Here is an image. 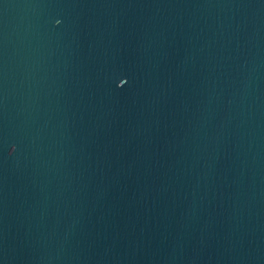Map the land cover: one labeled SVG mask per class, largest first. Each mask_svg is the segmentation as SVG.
Returning a JSON list of instances; mask_svg holds the SVG:
<instances>
[{"label":"water","instance_id":"95a60500","mask_svg":"<svg viewBox=\"0 0 264 264\" xmlns=\"http://www.w3.org/2000/svg\"><path fill=\"white\" fill-rule=\"evenodd\" d=\"M0 264H264V0H0Z\"/></svg>","mask_w":264,"mask_h":264},{"label":"snow or ice","instance_id":"6c2138e0","mask_svg":"<svg viewBox=\"0 0 264 264\" xmlns=\"http://www.w3.org/2000/svg\"><path fill=\"white\" fill-rule=\"evenodd\" d=\"M56 23H57V24H60V23H61V21L58 19V20L56 21ZM121 81H123V84H122V86L128 83V81H127V80H121Z\"/></svg>","mask_w":264,"mask_h":264},{"label":"clouds","instance_id":"9594fccd","mask_svg":"<svg viewBox=\"0 0 264 264\" xmlns=\"http://www.w3.org/2000/svg\"><path fill=\"white\" fill-rule=\"evenodd\" d=\"M15 150V148H13V151Z\"/></svg>","mask_w":264,"mask_h":264}]
</instances>
